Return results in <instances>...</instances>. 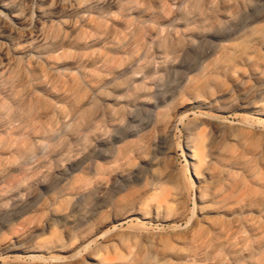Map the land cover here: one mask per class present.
<instances>
[{
  "label": "rangeland",
  "instance_id": "obj_1",
  "mask_svg": "<svg viewBox=\"0 0 264 264\" xmlns=\"http://www.w3.org/2000/svg\"><path fill=\"white\" fill-rule=\"evenodd\" d=\"M0 14V264H264V0Z\"/></svg>",
  "mask_w": 264,
  "mask_h": 264
},
{
  "label": "bare ground",
  "instance_id": "obj_2",
  "mask_svg": "<svg viewBox=\"0 0 264 264\" xmlns=\"http://www.w3.org/2000/svg\"><path fill=\"white\" fill-rule=\"evenodd\" d=\"M1 15V14H0ZM3 15V14H2ZM4 18V17H1ZM10 18V19H9ZM5 21L13 28L15 29L19 34L21 35H25V33H30L32 32V30L30 29V27H26L23 26L22 22L20 21V18L18 17L17 14H12L10 17L4 18ZM21 25V26H20ZM28 35V34H27ZM11 49V48H10ZM192 230V229H190Z\"/></svg>",
  "mask_w": 264,
  "mask_h": 264
}]
</instances>
